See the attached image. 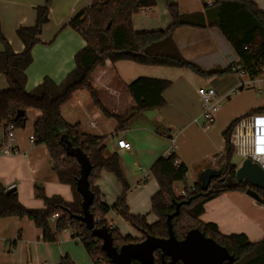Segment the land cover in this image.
Masks as SVG:
<instances>
[{"label": "crops", "instance_id": "1", "mask_svg": "<svg viewBox=\"0 0 264 264\" xmlns=\"http://www.w3.org/2000/svg\"><path fill=\"white\" fill-rule=\"evenodd\" d=\"M197 1L194 6L196 8L188 10L186 14L203 12ZM244 1L253 3L264 13V0ZM45 2L46 0H0V30L14 54L23 51L16 30L33 26L36 9ZM91 2L92 0H50L48 23L43 27L39 38L41 43L32 49L33 62L26 70L27 91L41 84L44 77L58 84L74 69L73 57L85 46V42L67 25L76 15L86 10ZM175 3L179 5L180 0L158 2L155 11L142 10L135 14L132 17L133 30L149 32L167 29L171 24L167 5ZM173 39L181 55L201 70L233 67V73L205 78L188 69L143 66L128 60L106 62L93 72L91 84L101 105L109 113L119 117L130 116L125 130L116 132V122L107 118L99 126L95 119H99L100 111L94 106L92 109H83L86 100L84 96L88 95L83 91L75 93L72 100L61 109V115L67 123L79 124L83 133L106 139L107 154H117L119 166L129 186L126 200L128 211L131 215L145 217L148 225L157 222L156 216L151 212V198L157 193L158 186L150 169L158 158L174 154L177 163L183 164L187 169L186 186H194L205 169L217 171L225 166L224 130L232 122L251 112L264 116V111L256 112L264 108V75L255 78L250 88L239 89V83L247 82L249 78L246 76L239 79L236 76L234 67L239 66L238 58L217 29L183 27L175 31ZM34 64L39 67L40 75H47L36 82L34 73L31 76ZM138 78L170 83L163 92V108L130 115L135 104L126 86ZM0 87H7L2 76ZM206 87L216 89V93L220 90V97L229 95L230 98L222 101L227 103L221 107L211 129L203 131L200 125L201 103L197 92ZM234 96L236 97L233 99ZM81 110L86 116H93L91 119L88 117V125L90 122L96 123L95 134L83 131L79 121ZM28 115L30 123L27 121L24 129L16 132V146L20 154L0 157V185L5 189L14 185L10 191L17 194L20 204L27 209L43 208L42 201L36 196L35 201L32 200L35 187L41 188L48 198L59 197L70 203L73 201L72 191L69 186L57 181L51 171L45 147L27 141L28 135L33 133V124L40 117V112L28 109L26 117ZM116 137L128 142L130 149H119ZM213 159L216 161L213 162ZM97 186L101 200L108 206H112L122 193L121 186L106 173L101 174ZM181 189L180 183L175 184L176 193ZM243 194L245 193H224L210 200L204 204V212L199 220L205 224L213 223L223 235L243 234L252 243L264 239V204L251 198L247 200V196ZM229 196L232 197L228 200ZM249 209H252L251 212ZM108 217V224H113L116 229L114 220L120 217L112 211ZM58 238L55 243L46 244L42 240V232L27 219H0V264H34V261L37 264H60L67 256L72 261L71 264H81L83 260L81 261L80 255L85 251L79 241L73 238V232L65 230ZM38 251L44 253L42 263L43 258L34 254ZM89 261L93 264L90 259Z\"/></svg>", "mask_w": 264, "mask_h": 264}, {"label": "trees", "instance_id": "2", "mask_svg": "<svg viewBox=\"0 0 264 264\" xmlns=\"http://www.w3.org/2000/svg\"><path fill=\"white\" fill-rule=\"evenodd\" d=\"M49 4L50 0H46L42 7L36 9L33 26L16 30V36L23 45L21 53L14 54L0 30V76L7 82V87L0 89V128L10 123L17 129H24L26 111H39L40 117L33 124L34 144L45 147L51 162V171L60 184L70 187L73 201L66 203L59 197L48 198L41 188L35 187V196L42 201L43 208L27 209L20 204L15 192L6 191L0 185V219H27L42 232V240L46 244L55 243L64 230H71L73 238L78 239L92 262H96L97 256H100L103 264H112L101 250V241L93 238L77 220L81 215V197L75 189L79 166L74 158L66 154L65 141H68L72 148L82 150L92 166L88 186L94 196L89 209L94 225L97 228H107V215L112 211L142 236L140 240L122 237L114 228L109 230L114 247L137 243L146 235L166 238L165 219L174 212V203L192 198L191 203L182 206L179 215L171 221L174 236L178 240L183 239L189 230L198 229L224 247L235 259L233 264H264V239L252 243L243 234L223 235L213 223L205 224L199 220L204 212V204L224 193H245L247 189H252L259 194L264 204L263 191L244 181H235V167L231 165L234 149L230 145V134L238 119L223 132L225 166L217 170V177L210 180V192L203 191L197 182L192 186L193 193L186 198L178 197L175 184L180 183L182 190H188L185 184L186 167L175 164L177 160L174 154L158 158L154 162L150 172L157 183L158 191L151 198V212L156 216L157 222L148 225L145 217L131 215L128 211L126 200L129 186L119 166L117 154H107L106 139L83 133L79 124L71 125L61 115L62 107L72 100L75 93L83 91L89 95L92 105L104 118L116 122V132L125 130L130 116L119 117L109 113L101 105L91 84L93 72L98 67H103L106 62L128 60L143 66L188 69L205 78L233 73V67L203 71L186 60L173 39L175 31L183 27L217 29L235 52L240 70L249 79L264 75V13L253 3L244 0H214L210 7L203 6V12L191 14H181L176 4H169L167 11L171 24L167 29L135 32L132 17L142 10H154L155 0H92L90 6L67 25L85 42V46L73 57L74 69L58 84L44 77L41 84L27 91L26 70L33 62L32 49L41 43L39 38L43 27L48 23ZM169 85L166 81L146 78H138L127 85L126 90L135 104L130 115L163 108V92ZM260 110L264 111V108L256 112ZM19 111L25 112V115L15 121ZM103 173L111 175L122 188L121 195L112 206L101 200L97 186ZM55 215L58 218L52 220ZM132 263L138 264L135 261ZM60 264L71 263L64 258ZM154 264H166L161 261L158 252L155 253Z\"/></svg>", "mask_w": 264, "mask_h": 264}, {"label": "water", "instance_id": "3", "mask_svg": "<svg viewBox=\"0 0 264 264\" xmlns=\"http://www.w3.org/2000/svg\"><path fill=\"white\" fill-rule=\"evenodd\" d=\"M25 112L19 111L15 121L23 117ZM67 156L74 158L79 166V176L75 181L76 192L81 197V215L77 217L91 236L101 241V250L112 264H154L155 253H160V259L168 258V264H233L235 259L228 251L217 244L211 238L206 237L198 229L189 230L183 239L178 240L173 233L171 221L179 215L182 206L189 205L192 201L188 199L183 202L174 203V212L168 214L165 219L167 228L166 238H156L146 235L137 243H130L116 248L113 246L112 235L106 227L97 228L94 225L93 215L89 209L93 204L94 196L89 190L88 177L92 170L89 159L79 148H72L65 141ZM231 165L235 167V181L246 182L251 187L264 192V172L250 160H243L234 155ZM217 171L207 168L199 176V183L203 191L208 190L210 180L217 177ZM210 192V190H208ZM13 192V191H10ZM245 195L259 204H263L259 194L252 189H247Z\"/></svg>", "mask_w": 264, "mask_h": 264}, {"label": "built area", "instance_id": "4", "mask_svg": "<svg viewBox=\"0 0 264 264\" xmlns=\"http://www.w3.org/2000/svg\"><path fill=\"white\" fill-rule=\"evenodd\" d=\"M203 2L206 6L210 7L214 0H203ZM234 68L236 76L239 79L246 77V74L240 70V66ZM253 80L254 79H249L247 82H240L238 88H250ZM197 94L201 103V129L203 131H208L215 123L217 114L221 109L222 101H227L230 97L229 95L220 97L216 91L210 87L199 89ZM89 126L95 128L96 123L90 122ZM18 130L19 129L10 123L0 128V157H12L20 154L16 146V132ZM115 140L119 149H130V144L125 140L117 137ZM27 141L34 144L35 136L33 134L28 135ZM230 145L234 149V155L239 156L242 161L250 160L264 172V116L260 114H249L239 118L231 131ZM212 161L215 162L216 159ZM175 164H178L177 161H175ZM13 188L14 185L8 187L6 191H10ZM193 191L194 189L191 186L188 187L187 192L182 189L179 190L177 195L178 197L186 198L187 195L193 193ZM57 218L58 216L55 215L52 217V220H56ZM96 222H98V219H96ZM107 229L113 230L114 225L111 223L108 224ZM92 263L103 264V259L97 256L96 262Z\"/></svg>", "mask_w": 264, "mask_h": 264}, {"label": "rangeland", "instance_id": "5", "mask_svg": "<svg viewBox=\"0 0 264 264\" xmlns=\"http://www.w3.org/2000/svg\"><path fill=\"white\" fill-rule=\"evenodd\" d=\"M165 0H155V2H156V7H157V3L158 2H164ZM168 1H170V0H168ZM196 1L197 0H180V4L178 5L177 3H175L176 5H178L177 7H178V10H179V12H181V14H186L187 12H188V10H193V9H195L196 7H194L195 5H196ZM197 5H199V9L201 8V9H203V6L205 5L204 4V2H201V1H197ZM156 10V8L154 9V11ZM184 11V12H183ZM178 38H177V42H178ZM225 41V40H224ZM187 60V59H186ZM189 61V60H188ZM190 62V61H189ZM195 64V63H194ZM196 65V64H195ZM31 76H32V74L34 73V76H35V78H34V81L36 82V81H38L39 80V78H42V77H44V76H47L46 74L45 75H40L41 74V71H40V69H39V67L37 66V64H34L33 66H32V69H31ZM41 76V77H40ZM32 78V77H31ZM33 80V79H32ZM60 83V82H59ZM1 88V87H0ZM216 90V89H215ZM220 91V90H219ZM217 92V94H218V96L220 95V92ZM84 97H86L85 99V102H84V107H83V109L85 110L86 108H93V105H92V102H91V100H90V98L88 97V95H86V96H84ZM236 96H234L233 97V99L235 98ZM227 103V102H226ZM226 103L225 102H222L221 103V107L223 108V106L224 105H226ZM100 114V113H99ZM80 123H81V125H82V128H83V131L84 132H87V133H90V134H95L96 133V130L94 129V128H91V127H89V125H88V117L90 118V116H86L85 114H84V112H83V110H81V112H80ZM93 117V116H92ZM91 117V118H92ZM27 118V121L30 123V115H28V117H26ZM90 118V119H91ZM96 120V122L99 124V126H101V123L104 121V117L100 114V116H99V119H95ZM26 121V122H27ZM227 127V126H226ZM225 127V128H226ZM224 128V127H223ZM224 128V129H225ZM19 130H23V129H19ZM226 130V129H225ZM224 130V131H225ZM27 131V125H26V130H25V132ZM109 141L111 142V143H113V141H112V139L111 138H109ZM108 148V147H107ZM108 152V151H107ZM17 182V181H16ZM243 195H245V194H243ZM231 197L232 196H229L227 199L229 200V199H231ZM247 200H250V198H248V196L247 197H245ZM35 195L33 194V196H32V200L33 201H35ZM70 202V201H69ZM32 209H35L34 207L32 208ZM251 210L252 209H249V212H251ZM262 218V217H261ZM108 220H109V217L107 218ZM52 224H53V222H52ZM114 224H115V227H116V229H117V232L119 233V235H121L122 237H130V238H132L133 240H140L141 238H142V236H141V234L137 231V230H135L134 228H132L130 225H128L127 223H125L121 218L119 219V218H115V220H114ZM58 240H59V238H58ZM76 243V242H75ZM73 245L75 246V244L73 243ZM84 254H81L80 255V258H81V261L83 260V262L81 263V264H91L90 263V261H89V259H88V257H87V255L85 254V252H83ZM35 255H37L39 258H43V259H41V263L44 261V259H45V257H43L44 256V253L42 252V251H38V252H36V253H34ZM66 259L68 260V261H70L71 263H72V261L69 259V257L67 256L66 257ZM34 264H37L36 263V261H34Z\"/></svg>", "mask_w": 264, "mask_h": 264}, {"label": "flooded vegetation", "instance_id": "6", "mask_svg": "<svg viewBox=\"0 0 264 264\" xmlns=\"http://www.w3.org/2000/svg\"><path fill=\"white\" fill-rule=\"evenodd\" d=\"M165 259H167V261ZM162 262L168 264L169 260H168V258H164V261H162Z\"/></svg>", "mask_w": 264, "mask_h": 264}]
</instances>
